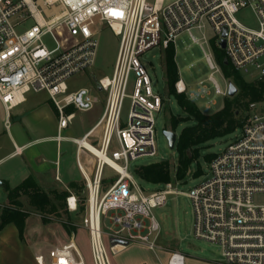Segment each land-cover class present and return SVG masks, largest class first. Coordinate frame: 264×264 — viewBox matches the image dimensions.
Returning <instances> with one entry per match:
<instances>
[{"label": "built area", "instance_id": "1", "mask_svg": "<svg viewBox=\"0 0 264 264\" xmlns=\"http://www.w3.org/2000/svg\"><path fill=\"white\" fill-rule=\"evenodd\" d=\"M246 8L255 16L254 27L237 17ZM29 18L35 24L19 31ZM206 23L215 35L211 43L203 36L199 44L210 72L195 89L179 73L175 88L210 109L217 104L216 97L229 95L232 81L218 62L216 49H222L228 64L247 80L264 78V0H0V100L7 113L24 103L29 93L46 92L57 110L61 137L76 111H90L103 103L96 123L74 138L79 148L96 158L92 176L80 164L85 175L83 225L88 231L90 264H112L111 250L123 241L156 251L161 224L153 210L179 194L192 201L194 235L221 247L222 264H264V202L258 200L264 196V113L256 111V103L250 104L241 134L211 160L209 179L189 192L180 190L184 180L176 179L147 193L129 170L131 160L156 155L155 112L164 103L154 93L140 55L170 45L176 51L177 37L185 32L197 42L193 31L202 30ZM58 26L69 34L65 44L54 34ZM102 26L119 37L113 72L95 76V89L72 88L69 79L97 60ZM48 35L54 48L43 41ZM216 75L223 78L224 87ZM126 98L130 107L124 118ZM93 135L100 141L91 144L104 157L85 145ZM115 141L118 147L111 149ZM106 166L115 177L104 189ZM78 200L69 194L68 207L77 210ZM106 235L112 243L118 242L108 247ZM185 259L174 251L167 264H185ZM37 260L39 264H89L75 241L51 248Z\"/></svg>", "mask_w": 264, "mask_h": 264}, {"label": "rangeland", "instance_id": "2", "mask_svg": "<svg viewBox=\"0 0 264 264\" xmlns=\"http://www.w3.org/2000/svg\"><path fill=\"white\" fill-rule=\"evenodd\" d=\"M237 17L248 26L254 27L256 25L255 16L250 8L242 10L237 14ZM34 24L35 21L32 18H29L25 21L21 28H18V30L24 31ZM54 34L63 44H65L66 40L69 38L67 30L63 26L56 27L54 29ZM193 35L199 39L197 42H194L190 35L186 32L177 37L175 59L181 78L187 86L195 89L197 81L206 77L210 72L199 43L203 36H206L211 43L215 33L212 26L209 23H206L202 30H194ZM98 39L99 48L95 64L86 71L78 73L69 79L68 83L72 88L86 86L88 88L95 89V76L101 77L112 74L119 46V37L115 35L108 26H102L98 34ZM43 41L49 48H54L56 45L50 35L45 36ZM163 51L164 50L161 47H154L140 55V61L147 69L151 78L154 93L159 94L164 101L161 110L155 112L156 155L141 156L135 160H131L129 165V170L134 174L137 183L147 193L160 188L161 184L148 182L142 179L135 173V169L138 166L162 160H167L170 163L177 165L179 160L177 146L175 145L174 148L170 147L169 141L164 134V130H173L170 126L171 116L185 115L175 96L169 94L168 92L163 64ZM191 64H193V66H191ZM216 77L220 85L224 87L225 81L223 78L220 75H216ZM135 78V75L132 74L131 83L134 82ZM216 98L217 104L210 109L204 107L201 102H198L197 104L203 111L213 112L221 109L224 105L223 97ZM99 105L100 108L101 106L103 107L102 102L99 103ZM129 107L130 99L126 98L123 109L124 118L127 117ZM255 107L256 111L264 113V101L257 102ZM90 114L89 117L83 119L82 115L84 114H82V111H76L71 125L63 131V134L80 136L98 120L95 111L90 112ZM192 123V120L182 122L176 129L177 134H180L184 126ZM240 134L241 129L238 128L229 135L212 140L208 147L201 149L197 161H194L191 165L190 173L178 186L179 189L184 192H189L194 186L209 179L211 176V161L206 158V155L221 152L235 140L236 136ZM117 147L118 144L115 141L111 149H115ZM74 148H76V146H74ZM87 158L88 157L85 154L81 155L83 162H86ZM198 168H200L202 172L200 175L196 176L194 173ZM104 175L106 178L104 180V189H106L112 182V179H114L115 172L106 166ZM54 189L59 191L66 190V188L59 186ZM83 190L78 191L79 195L77 194L79 197L78 201H80L78 203L77 210H71L68 207L67 197L70 192L67 190L68 194L65 199L55 200L53 198L57 208V210L53 213H40L30 205L29 198L27 196H23L22 200L24 202L25 209L31 212V225L32 228H34L32 230L33 232H31L32 238H37L45 245L54 246H61L71 241H76L80 252L86 259H88L90 254L88 231L83 225V218L86 214L87 203L86 193ZM258 200L264 202V196L259 197ZM153 212L161 224V234L158 246L161 245L165 249L171 248L174 251L183 253L187 259L186 264H202L203 262L222 264L221 247L216 243L197 238L194 235V207L189 196L186 194L171 195L165 205L154 208ZM44 217H48V219L44 221ZM108 225L111 224L108 223ZM35 227L40 229L35 232ZM73 227H76L77 230L72 231ZM72 251L76 261H80L81 258L78 253L74 249H72Z\"/></svg>", "mask_w": 264, "mask_h": 264}, {"label": "crops", "instance_id": "3", "mask_svg": "<svg viewBox=\"0 0 264 264\" xmlns=\"http://www.w3.org/2000/svg\"><path fill=\"white\" fill-rule=\"evenodd\" d=\"M92 111L96 112L99 119L103 107L97 104L94 109L82 112V118L89 117ZM89 129L80 136L64 135V129L59 137L58 113L46 92L29 93L27 100L14 107L9 114L0 100V180L6 184V187L0 185V204L8 202L7 187L14 188L29 177H33L37 185L47 190L59 186L66 188L70 194L79 195L73 185H85L84 172L92 176L96 158L87 149L79 148L74 138L82 137ZM87 140L93 144L100 141L94 135ZM82 154L88 157L86 162L82 161ZM83 191L86 193L85 187ZM31 219L29 215L24 239L20 238L14 223L7 224L0 231V264H39L37 257L46 255L49 249L56 247L32 238L34 228ZM39 229L35 227V232ZM105 240L108 247L118 242L112 243L107 235ZM117 246L111 250L112 264H167L174 252L161 245L156 251L137 243L124 244L121 249ZM87 261L91 263L90 254Z\"/></svg>", "mask_w": 264, "mask_h": 264}, {"label": "trees", "instance_id": "4", "mask_svg": "<svg viewBox=\"0 0 264 264\" xmlns=\"http://www.w3.org/2000/svg\"><path fill=\"white\" fill-rule=\"evenodd\" d=\"M215 53L225 75L236 85L237 93L233 96H226L221 109L205 112L195 101L189 99L186 93L176 91L175 83L179 78V69L175 59L176 51L173 45L163 51L168 92L175 96L185 113V115L171 116L170 126L176 131L182 122L192 120L193 123L184 126L178 135L176 146L179 160L177 165L162 160L138 166L135 173L142 179L158 184L176 179L184 180L190 173L192 163L197 161L201 149L208 147L212 140L229 135L242 127L250 104L264 101V78L247 80L230 64H225L222 49H216ZM215 156V153H210L206 155V158L211 161ZM201 172V169L198 168L194 175L198 176ZM73 186L76 187L77 191H82L85 187L84 184ZM7 190L8 202L0 204V231L7 224L14 223L21 239H24L26 220L30 215V211L25 209L22 200L23 195L29 198L30 205L40 213H53L57 210L53 198L62 200L68 194L67 189L63 191L47 190L37 185L33 177L27 178L14 188L7 187ZM47 219L48 217L43 218L44 221ZM76 230L77 228L73 227L72 231Z\"/></svg>", "mask_w": 264, "mask_h": 264}, {"label": "water", "instance_id": "5", "mask_svg": "<svg viewBox=\"0 0 264 264\" xmlns=\"http://www.w3.org/2000/svg\"><path fill=\"white\" fill-rule=\"evenodd\" d=\"M224 42H222V47H224ZM225 64H228V60H225ZM237 93V87L234 84V82H230V89H229V96H233ZM164 134L166 135L168 141H169V145L171 148H174L177 142V138H178V134L175 130H171V129H165L164 130ZM0 185L6 187V184L0 180ZM125 244H128L126 241H123Z\"/></svg>", "mask_w": 264, "mask_h": 264}, {"label": "bare ground", "instance_id": "6", "mask_svg": "<svg viewBox=\"0 0 264 264\" xmlns=\"http://www.w3.org/2000/svg\"><path fill=\"white\" fill-rule=\"evenodd\" d=\"M84 142H85V145H86L90 150H92L94 153H96V154H98V155L104 157L103 154L100 152V150H99L97 147H95L94 145H92V144H91L90 142H88V141H84ZM117 248H118V249H121V248H122V245H121V244L118 245Z\"/></svg>", "mask_w": 264, "mask_h": 264}]
</instances>
